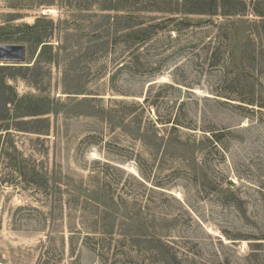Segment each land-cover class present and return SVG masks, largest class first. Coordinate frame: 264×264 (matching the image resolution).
I'll return each mask as SVG.
<instances>
[{"label": "rangeland", "instance_id": "1", "mask_svg": "<svg viewBox=\"0 0 264 264\" xmlns=\"http://www.w3.org/2000/svg\"><path fill=\"white\" fill-rule=\"evenodd\" d=\"M216 1L0 0V264H264V0Z\"/></svg>", "mask_w": 264, "mask_h": 264}, {"label": "water", "instance_id": "2", "mask_svg": "<svg viewBox=\"0 0 264 264\" xmlns=\"http://www.w3.org/2000/svg\"><path fill=\"white\" fill-rule=\"evenodd\" d=\"M26 59V46L23 43H0V63L17 65Z\"/></svg>", "mask_w": 264, "mask_h": 264}, {"label": "trees", "instance_id": "3", "mask_svg": "<svg viewBox=\"0 0 264 264\" xmlns=\"http://www.w3.org/2000/svg\"><path fill=\"white\" fill-rule=\"evenodd\" d=\"M208 3H209L208 6H205L206 8H201L200 11H203V12H206V13H209V14L215 13L216 9H217V1L216 0H209Z\"/></svg>", "mask_w": 264, "mask_h": 264}, {"label": "bare ground", "instance_id": "4", "mask_svg": "<svg viewBox=\"0 0 264 264\" xmlns=\"http://www.w3.org/2000/svg\"><path fill=\"white\" fill-rule=\"evenodd\" d=\"M1 64V63H0Z\"/></svg>", "mask_w": 264, "mask_h": 264}]
</instances>
